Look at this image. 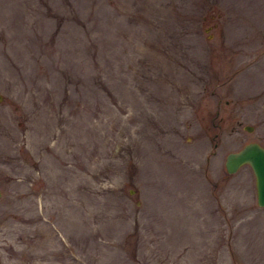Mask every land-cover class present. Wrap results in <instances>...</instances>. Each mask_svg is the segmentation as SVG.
<instances>
[{
	"label": "rangeland",
	"instance_id": "rangeland-1",
	"mask_svg": "<svg viewBox=\"0 0 264 264\" xmlns=\"http://www.w3.org/2000/svg\"><path fill=\"white\" fill-rule=\"evenodd\" d=\"M251 140L264 0H0V264H264Z\"/></svg>",
	"mask_w": 264,
	"mask_h": 264
},
{
	"label": "water",
	"instance_id": "water-1",
	"mask_svg": "<svg viewBox=\"0 0 264 264\" xmlns=\"http://www.w3.org/2000/svg\"><path fill=\"white\" fill-rule=\"evenodd\" d=\"M244 128L251 130L252 126L246 124ZM224 164L229 173L237 171L244 164L250 166L254 174L256 202L264 206V145L256 140L248 141L237 150L229 151Z\"/></svg>",
	"mask_w": 264,
	"mask_h": 264
}]
</instances>
